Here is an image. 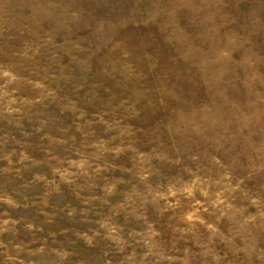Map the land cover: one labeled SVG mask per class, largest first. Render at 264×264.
<instances>
[{
	"label": "rangeland",
	"instance_id": "374dc122",
	"mask_svg": "<svg viewBox=\"0 0 264 264\" xmlns=\"http://www.w3.org/2000/svg\"><path fill=\"white\" fill-rule=\"evenodd\" d=\"M0 264H264V0H0Z\"/></svg>",
	"mask_w": 264,
	"mask_h": 264
}]
</instances>
